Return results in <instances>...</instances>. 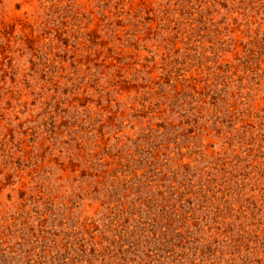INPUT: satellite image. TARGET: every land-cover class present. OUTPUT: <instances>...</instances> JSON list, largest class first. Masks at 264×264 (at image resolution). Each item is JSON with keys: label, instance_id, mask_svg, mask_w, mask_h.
Wrapping results in <instances>:
<instances>
[{"label": "rangeland", "instance_id": "374dc122", "mask_svg": "<svg viewBox=\"0 0 264 264\" xmlns=\"http://www.w3.org/2000/svg\"><path fill=\"white\" fill-rule=\"evenodd\" d=\"M0 264H264V0H0Z\"/></svg>", "mask_w": 264, "mask_h": 264}]
</instances>
